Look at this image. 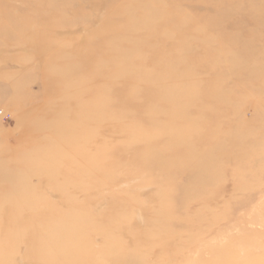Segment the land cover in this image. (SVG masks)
I'll return each mask as SVG.
<instances>
[{"label":"rangeland","instance_id":"374dc122","mask_svg":"<svg viewBox=\"0 0 264 264\" xmlns=\"http://www.w3.org/2000/svg\"><path fill=\"white\" fill-rule=\"evenodd\" d=\"M20 200L76 216L53 231L86 232L87 264H264V0H0V202Z\"/></svg>","mask_w":264,"mask_h":264},{"label":"bare ground","instance_id":"6f19581e","mask_svg":"<svg viewBox=\"0 0 264 264\" xmlns=\"http://www.w3.org/2000/svg\"><path fill=\"white\" fill-rule=\"evenodd\" d=\"M117 22L120 21L117 20L116 23ZM117 25L121 26V22L117 23ZM108 29L109 32H112V30H114L112 29V27H109ZM108 29H104L105 31L101 33L97 32V36L108 34ZM117 34L118 33H115V35ZM137 39L142 40V35H138ZM140 45L141 46L139 48L143 46V44ZM88 56H90V52H88ZM122 70L129 71L130 67L126 65V67H124ZM107 72L105 73L103 71L104 77L102 83L103 85H112L113 82H111L109 78L110 72ZM112 73L114 75L113 78L117 77V74L114 71ZM95 74L99 75L100 73L95 71V69L92 70V68L84 69L82 71L78 70V72L77 70L73 71V77H75L76 75L77 77L80 76L85 78H92L95 76ZM71 78L72 76H70L69 80H71ZM89 88L91 87H88V89ZM92 88H94V86ZM92 88L90 91L93 93ZM114 89L112 95L115 96L117 100H120L119 103H121L120 105L123 108L128 103L127 100H124L123 98L126 90L124 89L123 93L120 90L114 91ZM53 92H59V94H61V91H59L58 88H55ZM108 95L109 94H106L105 96L104 105L105 103L107 104L109 102ZM156 97V94L148 91V89L147 91L144 90V92L139 95V98H143L144 101L151 100L152 102L156 101ZM55 113H59V109ZM74 116L75 115H71V121L73 120V122H71L70 125L74 128V131L77 130V132H83V128H81L78 123V121H80L79 118ZM72 162L70 164H73ZM67 165L68 161L65 162V166ZM25 197L22 198V201L25 200ZM22 201L21 205H25V207H15L14 204L9 201L5 204L0 202V264H13L16 257L20 255V252L18 254L17 250H23V254L21 255V257L29 264H70V261H67L70 258L65 259L64 256L61 257L60 254L61 252L66 251L68 245L71 246V243L74 240L77 242H81L79 250L75 251L76 256L78 257L76 263L87 264V262L83 261V258L84 250L87 249L88 246L83 244L88 243L90 237L89 234V237L84 239V235L86 234V232L83 234V232L78 230V225L71 226V230L69 231V233L63 237L56 236L55 231H53L55 230V228H57V224H61L62 221H65V224H68L67 222L72 221L76 222V216L72 215L69 211L51 209L49 205H47V207H49L48 209H44L42 207L27 209V204L23 203ZM90 205L91 207H93L94 201H91ZM87 220L93 222L91 218ZM84 240H87V242ZM16 253L17 255L15 256ZM90 258L91 257L89 256V254L85 256L86 261H88ZM134 262L135 260L132 258V256H130L126 252L122 250L115 252L114 264H134Z\"/></svg>","mask_w":264,"mask_h":264}]
</instances>
